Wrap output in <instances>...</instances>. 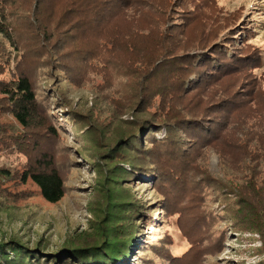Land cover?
<instances>
[{
	"label": "rangeland",
	"instance_id": "obj_1",
	"mask_svg": "<svg viewBox=\"0 0 264 264\" xmlns=\"http://www.w3.org/2000/svg\"><path fill=\"white\" fill-rule=\"evenodd\" d=\"M3 18L19 41L15 50L0 34L4 77L28 73L47 109L46 118L24 128L0 107L1 133L18 142L29 138L25 149L38 143L53 158L65 193L47 202L36 184L21 179L27 155L0 150V241L17 239L29 247L39 242L46 254L90 229V208L103 179L98 168L134 117L162 121L191 114L205 122L220 116L217 133L204 128L206 141L185 144L186 158L173 162L157 148L165 185L139 173L121 180L148 208L139 217L142 242L131 260L264 264V0H0ZM211 42L219 43L216 51L229 63L201 77L195 88L176 79L196 71L195 62L185 69L160 64L171 55L201 53ZM38 47L43 55L37 58ZM152 65L154 74L148 73ZM166 82L171 90L147 103V93ZM224 99L226 108L219 104ZM164 134L161 129L156 135Z\"/></svg>",
	"mask_w": 264,
	"mask_h": 264
},
{
	"label": "trees",
	"instance_id": "obj_2",
	"mask_svg": "<svg viewBox=\"0 0 264 264\" xmlns=\"http://www.w3.org/2000/svg\"><path fill=\"white\" fill-rule=\"evenodd\" d=\"M33 23L35 24V22ZM12 29L11 24H5L4 18L3 21L0 20V34L8 41H11L12 47L16 50L19 48V41L14 31L12 33ZM218 45L219 43L214 44V42L203 45L198 49L202 52L198 54L186 52L179 56L171 55L161 59L160 64H165V67L168 68L181 63V66L185 69V63L195 62L196 66H198H193L197 69L196 71L183 79L176 78L181 81L180 86L183 87L184 81H186L187 87L194 86L195 88L197 84L202 83L201 77L205 75L213 76L215 73H218L216 71H220L224 63L226 65L229 63L221 51H216ZM33 52H38V54H34V57L36 56L37 58L43 55L40 54L42 53L41 47L34 49ZM174 60L177 61L176 64L173 62ZM59 63L61 62L57 58V65L60 67ZM4 65L0 61V92L2 94L0 101H5L3 105L0 104V107H6L8 113L24 128H28L31 124H37L35 121L42 118V116L46 118L44 112L47 109V100H42L38 97L36 91L37 85L35 88L31 76H28V73L22 72L17 73L16 76L11 74L8 78H5L6 65ZM151 68L152 70H150ZM151 68L148 71L150 74L155 72L156 66L152 65ZM60 69L62 68L60 67ZM169 72L172 73V68ZM190 76H193L195 79H189ZM171 84L166 82L159 86V90L147 93L146 102L149 103L150 98L155 95H159L160 99H162L164 90H171V86H169ZM176 86L172 89H177ZM180 86H178V90H181ZM168 94L170 95V93ZM219 104L223 108L229 105V103H226V99ZM175 117L174 120L165 119L162 121H156L152 116L134 117L132 120L133 124L128 130L129 132L120 137V144L110 149L109 152L107 151L111 158H103L104 162L98 168V173L102 174L103 179L101 178L98 182V194L90 208V229L72 236L56 251L46 254L43 248L40 247L39 242L35 246L29 247L17 239H10L7 242L1 240L0 263L140 264L139 260L133 261L131 257L134 256V249L140 251L137 248V246L141 245L140 242H142L138 239V235L140 234L138 221L142 219V216H147L148 208H144L142 204L132 197L128 188L122 186L121 180H130V178L136 177L139 173L150 175L161 186L165 185L168 178L165 170H163L164 168L155 159V155L159 154L157 148H164L168 154H171L168 158L176 162L175 158L177 156L181 158L188 156L185 152L188 151L185 144H188V142L194 143L197 141L196 138H201V142L206 141L208 135L203 136L202 132H205L204 128H210L208 132H214L215 134L217 133L215 129L219 130L223 125V117L221 118L220 116L205 122H202V116L199 117L191 114L177 115ZM224 117L227 119L225 115ZM54 121L53 116H51V122ZM215 126L217 127L215 128ZM49 129L52 133H56L53 125H50ZM161 129H164L165 134L158 138L156 134ZM28 139L27 142L22 140L20 142L14 141L13 138L8 140L6 135L1 133L0 128V150L4 149V151L27 155L28 162L21 174L22 181L30 179L36 184L41 196L47 202L55 203L65 193L64 180L55 167L53 158L51 159L44 150L41 151L38 143L36 145L32 143L29 149L24 148H28L26 146L30 143ZM140 140L142 143H149V145L145 147L138 145ZM28 150L32 151L34 155L28 154L30 152ZM108 160L112 164L109 165ZM105 164L109 166L103 167ZM125 164L129 165L130 170L125 168ZM170 171L173 174L178 172L174 166ZM166 205V203L163 204V208H167ZM171 211L172 209H170L169 213ZM140 216L141 219L139 218ZM231 217V221H234V214ZM9 253H12L13 256L10 257Z\"/></svg>",
	"mask_w": 264,
	"mask_h": 264
}]
</instances>
